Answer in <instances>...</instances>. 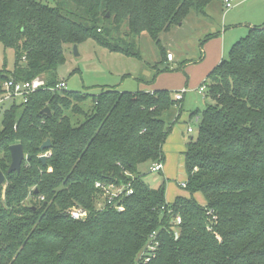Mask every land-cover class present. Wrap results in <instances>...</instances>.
<instances>
[{
    "label": "trees",
    "instance_id": "obj_1",
    "mask_svg": "<svg viewBox=\"0 0 264 264\" xmlns=\"http://www.w3.org/2000/svg\"><path fill=\"white\" fill-rule=\"evenodd\" d=\"M221 1L0 0V43L15 53L13 68H0V81L41 77L52 86L64 45L87 39L135 55L111 34L132 43L146 33L166 59L160 34ZM205 83L213 104L191 113L199 134L183 153L191 196L173 202L165 200L164 183L153 188L140 172L164 159L170 127L163 113L176 104L169 90L109 87L85 110L88 94L39 89L0 106V264H264V25L234 43ZM46 107L49 115L41 112ZM47 138L50 147L41 152ZM17 143L30 159L8 173L9 146ZM130 179L123 210L95 209L96 182ZM72 206L86 209L87 218H70ZM152 231L159 244L145 262Z\"/></svg>",
    "mask_w": 264,
    "mask_h": 264
},
{
    "label": "rangeland",
    "instance_id": "obj_2",
    "mask_svg": "<svg viewBox=\"0 0 264 264\" xmlns=\"http://www.w3.org/2000/svg\"><path fill=\"white\" fill-rule=\"evenodd\" d=\"M41 2L54 5V0H41ZM207 7L212 10L215 8L216 14L211 11L213 16L208 17L191 12L180 26H173L160 34L159 42L165 49V54L166 48L172 50L174 54L172 62L161 58L160 47L146 33L140 34L132 43L128 40L122 41L121 39L124 38L122 35L111 34L107 37L112 40L111 42H117L123 48H130L135 55L127 56L120 52L109 51L93 39H87L77 44V54L74 52L73 45L65 44L64 61L57 67V78L66 82L65 89L88 94V98L82 103L85 110L91 106L92 95H97L109 87L118 91L134 92L142 88L164 89V85L169 84L173 94L176 90L186 89L183 109L174 104L163 114L165 122L170 127L163 147L164 168L158 173H150V164L140 168L141 177L151 187L156 188L164 183V195L167 202H173L177 196H191L187 189L180 186V183L187 179L183 151L186 150L190 137L195 139L198 136L199 122L192 116L190 119L188 115L195 110L202 111L213 104V101L206 97L205 92L199 93L201 82L187 80L179 61L184 56H190L196 52L195 44L198 43L196 38L202 34L206 25L216 24L218 16H222L221 14L224 16L232 11L226 10L218 2H212ZM221 24L218 25L219 28ZM115 39L117 41H114ZM14 58V50L5 48L0 43V68L5 67L6 70H11ZM225 59H228V56ZM167 64L170 65L168 70L157 72L165 68ZM16 100L19 102L20 98ZM185 111H189L186 118ZM179 112L180 115L183 114L180 120ZM188 127L191 128V132L187 131ZM192 196L198 203L204 204L205 199L201 193H194ZM32 200L28 198L25 203H31Z\"/></svg>",
    "mask_w": 264,
    "mask_h": 264
},
{
    "label": "crops",
    "instance_id": "obj_3",
    "mask_svg": "<svg viewBox=\"0 0 264 264\" xmlns=\"http://www.w3.org/2000/svg\"><path fill=\"white\" fill-rule=\"evenodd\" d=\"M218 3H221V5L223 6L222 1ZM228 10L232 11L224 16L223 14H221L222 16H218L216 24L210 26V23V25L205 26L202 34H200V36L196 38L198 42L197 44H195L196 52L194 54H191L190 56H184V58L181 59L182 61L179 60L181 62L180 65H182L181 67L183 68L182 70L185 76H187V80H196L198 83H203L204 81H206L210 71L221 60L229 56L231 47L238 41L237 39L241 37L242 34H244L246 31L249 32V30L253 27H261L262 25H264V0H234L233 7ZM211 11L216 14L215 8L212 10L210 7H206L205 14L203 15L211 17L213 16V13ZM217 14L220 13L217 12ZM219 24H221L220 28L218 26ZM167 52L172 53V50L166 48V53ZM172 55L173 59L171 61H168L167 59H165V61L172 62L174 60V54L172 53ZM166 67L170 68V65L168 66L167 64ZM164 86L165 87L163 88L169 90L172 98L174 99V94L172 93L173 90L172 88H170L169 84ZM157 89L158 88H142L141 90L153 92ZM181 90H184V92L182 93V98L179 101H176V105H178L180 109H183L184 93L186 92V89L182 88ZM181 90H176L174 93ZM199 93L201 92L199 91ZM188 113L189 111H185V118ZM182 117L183 114L180 115L179 112V120ZM188 117L190 118L191 115H188ZM167 138L168 136L166 137V140ZM166 140L163 144V147L165 146ZM163 168L164 163L162 169ZM162 169L160 170V172L162 171Z\"/></svg>",
    "mask_w": 264,
    "mask_h": 264
},
{
    "label": "built area",
    "instance_id": "obj_4",
    "mask_svg": "<svg viewBox=\"0 0 264 264\" xmlns=\"http://www.w3.org/2000/svg\"><path fill=\"white\" fill-rule=\"evenodd\" d=\"M234 0H222L223 7L228 10L233 7ZM166 59L171 61L173 59V55L170 52L166 53ZM0 85L3 89V93L0 95V106L5 105L6 103L12 102L17 98H21L23 101H26L27 96L30 93H33L39 89H48L50 91H59L61 89L66 88V82L64 80H59L56 84L52 86H48L44 78L35 77L31 80L26 81H16L13 78H9L6 80L0 81ZM199 91L201 93L206 91V83L205 81L201 83L199 86ZM184 90L178 91L174 94V100L179 101L182 98V93ZM188 132H191V128H188ZM46 158L49 157V152L46 151L42 153ZM163 167V163L161 160H157L152 162L149 165L150 173H158ZM130 176V174H128ZM132 178V177H131ZM130 179L126 182L120 183H104V182H96L95 188L97 189V195L94 200V207L96 210H102L107 207H113L114 209L121 211L123 210L122 200L124 197L129 196L133 193L132 182ZM181 187L186 186V181L180 183ZM211 212V211H209ZM70 218L74 220H84L88 216V211L79 206H72L66 212ZM214 218V216L212 217ZM174 224V239H176L179 235L181 218L180 216H176L172 220ZM158 231H152L148 237V241L145 245L144 250L141 252V256L143 260L149 261L156 254L158 248V239H157Z\"/></svg>",
    "mask_w": 264,
    "mask_h": 264
},
{
    "label": "water",
    "instance_id": "obj_5",
    "mask_svg": "<svg viewBox=\"0 0 264 264\" xmlns=\"http://www.w3.org/2000/svg\"><path fill=\"white\" fill-rule=\"evenodd\" d=\"M73 49H74V52L77 54V45L74 44ZM41 112L48 114V115L50 114V110L47 107L44 108ZM49 147H50V139L47 138L42 142V144L39 147V150L42 152L43 150ZM9 152H10L11 160L7 168V172L8 173L19 172L23 160H29L30 156L29 155L25 156L24 151L22 149V145L19 143L10 145ZM39 158L43 163L46 161V157L44 155H40ZM3 181H4V174L0 172V185L3 183Z\"/></svg>",
    "mask_w": 264,
    "mask_h": 264
}]
</instances>
